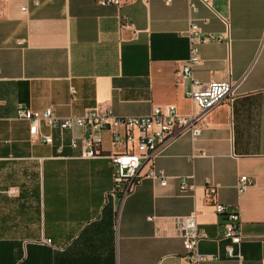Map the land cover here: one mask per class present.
<instances>
[{"label":"crops","instance_id":"1","mask_svg":"<svg viewBox=\"0 0 264 264\" xmlns=\"http://www.w3.org/2000/svg\"><path fill=\"white\" fill-rule=\"evenodd\" d=\"M22 3L0 0V264H187L175 217L190 212L206 234L199 252L216 256L200 264H264V0H41L26 11ZM190 23L215 37L199 45L194 77L230 81L233 101L208 110L196 138L169 141L124 198L109 194L108 157L81 158L68 145L79 128L42 126L54 137L45 144L16 118L20 106L60 117L94 107L196 112L180 76ZM109 134L103 151H123ZM151 168L165 185L146 176ZM242 175L252 183L238 191ZM181 183L192 189L182 193ZM214 203L238 214L240 259L226 254Z\"/></svg>","mask_w":264,"mask_h":264},{"label":"built area","instance_id":"2","mask_svg":"<svg viewBox=\"0 0 264 264\" xmlns=\"http://www.w3.org/2000/svg\"><path fill=\"white\" fill-rule=\"evenodd\" d=\"M21 10L26 11L29 2L38 5L41 0H22ZM123 0H99L102 5H119ZM171 0H165L169 4ZM210 7V0H200ZM1 17V11H0ZM131 27V26H129ZM186 34L190 41L189 57L181 67L180 76L188 82L185 91L188 97L197 107V111L184 115L174 107H154L152 111L142 116H117L108 109L99 107L86 109L79 116L69 115L58 116L51 107L43 110H35L27 106H20L16 110V118L28 122L30 139L39 143L51 144L54 137L51 133L44 132L42 126L50 130H57L63 135L65 132H72L74 128L81 130L80 137L70 134L67 139L72 149H79V157L95 158L108 157L112 163V190L111 195L124 198L137 183L140 168L147 162L153 161L164 146L177 136L189 132L193 138L200 135L204 114L221 101L227 100L229 104L233 101V84L230 81H211L201 83L194 77V67L199 63L198 47L201 43L211 38L212 34L202 32L199 25L190 23ZM71 91L74 92L73 88ZM103 132H109L112 144H122L125 149L119 152H104L102 149ZM63 148L61 136L57 150ZM205 154L203 151L197 155ZM146 176L158 180L165 185L167 177L160 170L151 168ZM251 179L242 175L237 182L238 191L244 190ZM192 189V185L181 183L180 190L185 193ZM215 186H208L209 195H213ZM217 214L224 216L223 240H227L225 247L229 258H242L240 244L242 239L241 223L237 213L229 212L227 206L221 203H214ZM152 220V217L148 218ZM175 228L182 240L185 250L187 264H200L208 259L216 258L214 255L200 253L198 250L199 241L206 237L205 232L199 228L195 212L175 217ZM50 243V239H44Z\"/></svg>","mask_w":264,"mask_h":264}]
</instances>
